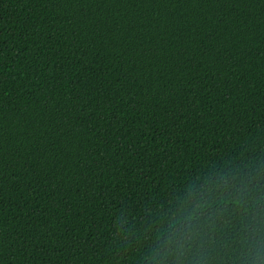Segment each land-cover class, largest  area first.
I'll use <instances>...</instances> for the list:
<instances>
[{"label":"trees","instance_id":"trees-1","mask_svg":"<svg viewBox=\"0 0 264 264\" xmlns=\"http://www.w3.org/2000/svg\"><path fill=\"white\" fill-rule=\"evenodd\" d=\"M0 264H264V0H0Z\"/></svg>","mask_w":264,"mask_h":264}]
</instances>
